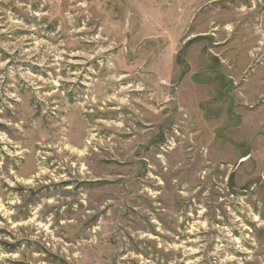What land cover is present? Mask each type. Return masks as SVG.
I'll return each mask as SVG.
<instances>
[{"label": "rangeland", "instance_id": "rangeland-1", "mask_svg": "<svg viewBox=\"0 0 264 264\" xmlns=\"http://www.w3.org/2000/svg\"><path fill=\"white\" fill-rule=\"evenodd\" d=\"M0 264H264V0H0Z\"/></svg>", "mask_w": 264, "mask_h": 264}]
</instances>
